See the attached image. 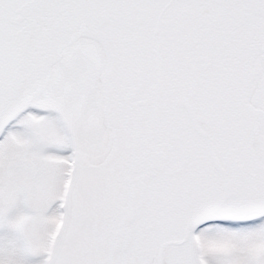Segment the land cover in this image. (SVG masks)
I'll list each match as a JSON object with an SVG mask.
<instances>
[{"label":"snow or ice","instance_id":"6c2138e0","mask_svg":"<svg viewBox=\"0 0 264 264\" xmlns=\"http://www.w3.org/2000/svg\"><path fill=\"white\" fill-rule=\"evenodd\" d=\"M0 264H264V0H0Z\"/></svg>","mask_w":264,"mask_h":264}]
</instances>
